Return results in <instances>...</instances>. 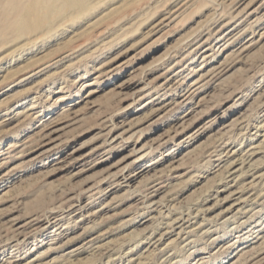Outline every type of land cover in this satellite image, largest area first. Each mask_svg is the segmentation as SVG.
<instances>
[{
  "label": "rangeland",
  "instance_id": "1",
  "mask_svg": "<svg viewBox=\"0 0 264 264\" xmlns=\"http://www.w3.org/2000/svg\"><path fill=\"white\" fill-rule=\"evenodd\" d=\"M88 2L0 0V264H264V0Z\"/></svg>",
  "mask_w": 264,
  "mask_h": 264
},
{
  "label": "bare ground",
  "instance_id": "2",
  "mask_svg": "<svg viewBox=\"0 0 264 264\" xmlns=\"http://www.w3.org/2000/svg\"><path fill=\"white\" fill-rule=\"evenodd\" d=\"M4 2V1H3ZM16 6L17 3L19 2V0H14ZM31 3V7L28 9H22V12L20 11V13H18L19 15L10 23H8L9 25L6 26L7 29L9 28L11 29H16V28H20V26H23V28L18 32V34H30L36 31H47V29H49V25L50 23H53V21H51V17L52 15L54 16L55 12L57 14L61 13V12H67L68 11V16L69 17H73L74 14H76L79 11L85 10L89 5L88 0H30ZM15 6V7H16ZM26 6V7H28ZM10 7V6H9ZM14 7V5H13ZM19 7V6H18ZM38 8L36 9L38 11V15L34 16L35 18L33 19L34 22L29 23L30 21V11H32V8ZM76 7L79 8V10H76ZM12 8V7H11ZM55 8V10H54ZM13 9V8H12ZM19 9V8H18ZM75 9V11L73 10ZM14 10V9H13ZM71 10V11H70ZM181 10V9H180ZM73 11V12H72ZM32 14V12H31ZM244 19V18H243ZM9 22V21H8ZM170 22V21H169ZM33 24V25H32ZM243 29V28H242ZM17 32V30H15ZM45 33V32H44ZM43 33V34H44ZM40 35V34H38ZM37 35V36H38ZM221 35V34H220ZM41 36V35H40ZM14 39V38H13ZM34 39V38H33ZM228 39V38H227ZM41 69V68H40ZM183 81V80H182ZM191 85V84H190ZM186 90V89H185ZM1 91V90H0ZM189 99V98H188ZM195 106V105H194ZM47 125V124H46ZM43 137V136H41ZM228 149V148H227ZM253 149V148H252ZM227 153V152H226ZM225 154V153H224ZM229 155V154H227ZM233 155V154H231ZM221 156V155H220ZM250 156V155H249ZM226 157V154H225ZM239 157V156H238ZM236 157V160L233 161L231 163V167L229 172V176L235 174L237 172V170H233L237 164L241 165L242 163L244 164V160H246L245 158L242 159ZM234 158V157H233ZM238 158V159H237ZM246 163V162H245ZM242 164V165H243ZM151 184V183H150ZM157 190V189H156ZM154 192V191H153ZM156 194V193H155ZM68 204V203H67ZM149 204V203H148ZM36 230V229H35ZM155 231V230H154ZM72 256V255H71ZM17 259V258H16ZM15 259V260H16Z\"/></svg>",
  "mask_w": 264,
  "mask_h": 264
}]
</instances>
